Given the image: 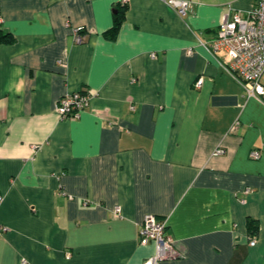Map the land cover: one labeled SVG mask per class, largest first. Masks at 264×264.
Returning a JSON list of instances; mask_svg holds the SVG:
<instances>
[{"label":"crops","instance_id":"crops-1","mask_svg":"<svg viewBox=\"0 0 264 264\" xmlns=\"http://www.w3.org/2000/svg\"><path fill=\"white\" fill-rule=\"evenodd\" d=\"M190 1L130 0L113 37L120 0H0V264H144L147 214L178 253L159 264H264V98L207 45L257 0Z\"/></svg>","mask_w":264,"mask_h":264},{"label":"built area","instance_id":"built-area-1","mask_svg":"<svg viewBox=\"0 0 264 264\" xmlns=\"http://www.w3.org/2000/svg\"><path fill=\"white\" fill-rule=\"evenodd\" d=\"M129 1L120 0V5H128ZM167 3L181 15H185L191 7L190 0H167ZM73 33L77 43L85 41L83 28H74ZM207 45L213 53H224L225 69L246 88L248 96L264 98V84L261 81L264 74V0H257L253 8L246 13L241 11L226 13L220 22L215 39ZM202 84L203 78H200L196 86L201 87ZM90 101L91 95L84 90L68 93L57 102V112L62 119L79 118L82 111L89 107ZM132 108L134 109V106ZM239 123L236 121L234 128H237ZM215 153L222 154L224 149L219 148ZM251 156L259 159L261 151L256 149L252 151ZM249 191L247 189L244 192ZM115 212L120 215L121 207L116 206ZM3 229L0 226V231ZM167 229L166 218H159L155 214L145 216L139 229L140 243L153 244L155 251L145 259L144 264H159L178 255L174 247V238L168 234ZM255 243L253 240L252 245Z\"/></svg>","mask_w":264,"mask_h":264},{"label":"trees","instance_id":"trees-1","mask_svg":"<svg viewBox=\"0 0 264 264\" xmlns=\"http://www.w3.org/2000/svg\"><path fill=\"white\" fill-rule=\"evenodd\" d=\"M127 10H128V5L122 6L121 9H118V15H116L115 25L111 30L113 37L117 34ZM12 39H13L12 37L9 38V40H12ZM249 226H250V230L252 234L257 233L258 231L257 221L251 219L249 222Z\"/></svg>","mask_w":264,"mask_h":264},{"label":"clouds","instance_id":"clouds-1","mask_svg":"<svg viewBox=\"0 0 264 264\" xmlns=\"http://www.w3.org/2000/svg\"><path fill=\"white\" fill-rule=\"evenodd\" d=\"M22 88H23V81H21L20 84L17 85V87H16V91L19 92V91L22 90Z\"/></svg>","mask_w":264,"mask_h":264},{"label":"rangeland","instance_id":"rangeland-1","mask_svg":"<svg viewBox=\"0 0 264 264\" xmlns=\"http://www.w3.org/2000/svg\"><path fill=\"white\" fill-rule=\"evenodd\" d=\"M262 83L264 84V74L262 76V79H261Z\"/></svg>","mask_w":264,"mask_h":264}]
</instances>
